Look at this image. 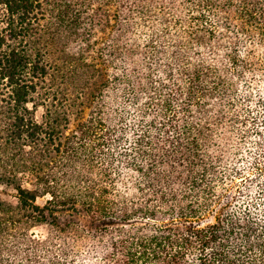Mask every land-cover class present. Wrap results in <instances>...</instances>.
Wrapping results in <instances>:
<instances>
[{"label":"trees","instance_id":"1","mask_svg":"<svg viewBox=\"0 0 264 264\" xmlns=\"http://www.w3.org/2000/svg\"><path fill=\"white\" fill-rule=\"evenodd\" d=\"M115 4L0 0V183L48 227L22 264H264V0ZM69 111L70 162L96 172L70 163V183Z\"/></svg>","mask_w":264,"mask_h":264},{"label":"rangeland","instance_id":"2","mask_svg":"<svg viewBox=\"0 0 264 264\" xmlns=\"http://www.w3.org/2000/svg\"><path fill=\"white\" fill-rule=\"evenodd\" d=\"M57 1L61 3V0ZM115 2L116 0H112L109 6H107L106 3L104 4V0H92L93 8L102 6V13H104L105 10L113 12L118 11V4H115ZM57 10H54V13H57ZM90 12L91 9H89V13ZM96 29H99V26H97ZM59 33L60 35L56 36L51 45V62L56 64V68L51 73L52 78L49 81V85H53V89H55L57 93L64 91L62 98L65 100L62 101V104L64 103V105H67L68 103L70 104V52L71 50H75L79 44L75 45V43H70V29L66 30L64 26H59L58 34ZM104 34H102L101 30H97L95 36L98 37ZM74 38L78 41L79 36L76 35ZM88 111L89 107H86L82 111L83 117L87 116ZM42 112L43 108L41 106L37 107L35 111V118L37 120L41 119ZM76 116H79V114ZM67 119L68 120L65 122L66 128L64 130V135L68 144L65 143V141L64 143L66 147L68 146V152L57 155L60 164L57 165L56 176L60 179L69 178L68 181L70 183V175L74 174V171L70 168V163H76L78 167H82L83 165L84 167L82 170H84L86 173L85 176L87 177H89L90 174L94 176L96 172L87 173L89 169L86 165V161H83L81 158H74L76 162L74 160L70 162V128L73 127L76 121H72L70 124V111L68 112ZM27 180L33 181V178L30 176L25 177L23 182L24 185H29ZM68 193L70 194V188L68 189ZM15 195L16 193L12 187L0 183V264H22L28 239H43L48 232L46 224L39 223L35 219H30L28 221L24 218L22 213L18 212L16 209ZM47 199L48 195L39 196L36 199V203L43 205ZM68 205H70V203H67V208H69ZM57 242H60V239H58Z\"/></svg>","mask_w":264,"mask_h":264}]
</instances>
